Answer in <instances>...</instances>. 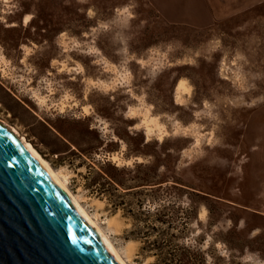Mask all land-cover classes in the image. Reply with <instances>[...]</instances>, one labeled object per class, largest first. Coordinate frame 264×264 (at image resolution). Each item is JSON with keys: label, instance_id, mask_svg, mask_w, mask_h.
<instances>
[{"label": "rangeland", "instance_id": "374dc122", "mask_svg": "<svg viewBox=\"0 0 264 264\" xmlns=\"http://www.w3.org/2000/svg\"><path fill=\"white\" fill-rule=\"evenodd\" d=\"M0 121L135 264H264V0H0Z\"/></svg>", "mask_w": 264, "mask_h": 264}, {"label": "water", "instance_id": "95a60500", "mask_svg": "<svg viewBox=\"0 0 264 264\" xmlns=\"http://www.w3.org/2000/svg\"><path fill=\"white\" fill-rule=\"evenodd\" d=\"M0 264H121L74 200L2 122Z\"/></svg>", "mask_w": 264, "mask_h": 264}, {"label": "bare ground", "instance_id": "6f19581e", "mask_svg": "<svg viewBox=\"0 0 264 264\" xmlns=\"http://www.w3.org/2000/svg\"><path fill=\"white\" fill-rule=\"evenodd\" d=\"M29 20H30V17L27 16L25 21L27 22ZM177 90H178L179 95L183 94L184 92H189L190 87L187 84V81L184 79H181L178 83ZM40 100L42 102H45V98H40ZM144 121L147 125V129L149 132L154 131L156 129H158L160 133L164 132L161 126L162 124L158 121L157 117L147 115ZM0 122H2L4 125H6L10 130H12L16 134V136L28 148V150L32 152V154L42 163V165L46 168V170L50 173V175L54 178V180L64 190V192L67 193L74 200V202L79 207L80 213L91 224V226L96 231L98 236L102 239L106 247L109 249V251H111L115 255V257L119 260V262L121 264H135V262H133L132 260V256L134 253L133 249L129 246L124 248L125 250H124V255H123V252H121V250L117 248V246L113 243L108 233L104 230L102 226L103 223H101V218L99 216V213L95 212L91 214L86 209L85 205L83 204L85 199L82 196L75 194L71 190L69 186L70 173L65 171L64 169H60V170L55 169L50 164V162L39 153V151L33 146L31 142H29L25 137H22L21 135H19V133L17 132L15 128L8 125L4 121H0ZM113 159L117 161L118 163L122 162V160L117 155H113ZM106 223L108 225V228L115 231V233L119 231V226L115 220L108 219Z\"/></svg>", "mask_w": 264, "mask_h": 264}]
</instances>
